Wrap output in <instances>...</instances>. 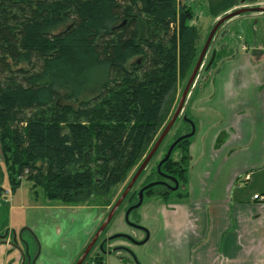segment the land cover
I'll use <instances>...</instances> for the list:
<instances>
[{
	"label": "trees",
	"instance_id": "1",
	"mask_svg": "<svg viewBox=\"0 0 264 264\" xmlns=\"http://www.w3.org/2000/svg\"><path fill=\"white\" fill-rule=\"evenodd\" d=\"M193 19L189 0H0V185L3 171L11 189L24 174L47 201L78 204L123 184L169 121L178 85L197 61ZM93 68H104L98 87L79 98ZM177 123L186 128L173 140L191 130L182 115L171 130ZM164 141L149 164L172 142ZM189 143L181 139L178 158L171 153L160 167L181 183ZM146 169L122 212L159 178L155 165ZM176 192L151 187L144 197ZM86 261L103 264V253Z\"/></svg>",
	"mask_w": 264,
	"mask_h": 264
},
{
	"label": "crops",
	"instance_id": "2",
	"mask_svg": "<svg viewBox=\"0 0 264 264\" xmlns=\"http://www.w3.org/2000/svg\"><path fill=\"white\" fill-rule=\"evenodd\" d=\"M257 1L240 2L223 15L258 6ZM214 44V61L192 85L183 107L195 125L184 187L166 199L145 196L130 215L151 239L129 245L140 264H264V12L226 20ZM40 208L57 209L64 221L55 235L36 232L37 222L26 224L40 244L33 264H75L106 207L43 203ZM124 224L121 212L113 230L123 232ZM4 251L1 247V264L19 263L18 253L7 257ZM103 264L137 263L119 250L103 254Z\"/></svg>",
	"mask_w": 264,
	"mask_h": 264
},
{
	"label": "rangeland",
	"instance_id": "3",
	"mask_svg": "<svg viewBox=\"0 0 264 264\" xmlns=\"http://www.w3.org/2000/svg\"><path fill=\"white\" fill-rule=\"evenodd\" d=\"M253 1H255V0H246V2H248V3L253 2ZM240 2H241V0H191L190 1L191 10L194 14V19L192 22L197 29L198 41L196 43L198 44V49L200 48L199 51H201V49L205 43V40L207 38V35H208L209 31L211 30V28L214 24L213 23L211 25V21L215 17H217L219 14H221L223 16L225 11L227 12L228 9H230L232 6L237 5ZM255 4H258V6H261V4H264V0H259ZM216 33H217V31H216ZM216 33H215V35H216ZM215 35H214V37L210 43L208 50L206 51V54L204 56L200 70L194 79V83L197 81L199 76L204 72V68H205L208 60L211 57V53L213 50H215L214 49V47H215V44H214ZM103 72H104V68L103 69L102 68H95V69L93 68V71L90 72L91 73V75H90L91 79L88 81V83H87L88 85L86 84L87 86L83 89V91L79 95V98L88 96V95L92 94V92L96 91V89L98 87V82L100 81L101 77L103 76ZM187 80L188 79L183 80L182 82L179 83L177 93H176L177 95H176L175 104L178 103ZM61 93H63V91H61ZM59 101H60V103L64 102V100H62V99H60ZM181 115H185L184 110H182ZM170 117H171V115H170ZM185 128H186V126L183 124H178V123L175 124L173 129L172 130L170 129L171 131H169L168 135H166V137L164 138L165 139L164 144H168L169 142H171L173 140V138L176 136V134L178 132L185 130ZM151 147L152 146H150L147 153L149 152ZM161 151H163V150L161 149L160 152ZM147 153H146V155H147ZM160 154L161 153H158V156L155 158L157 159L160 156ZM179 154H180V151L177 148V149L173 150L172 157L174 159H176V158H178ZM155 158L147 166L148 170H149L150 166H152L153 163L155 162ZM141 162H140V164H141ZM0 165H1V168L3 169L4 167L1 164V161H0ZM138 167L139 166L134 167L129 172L128 178L126 179V181L123 184L116 186L110 193H108L106 195H94L83 203H78V204L72 203L69 205H76V206L87 205V204L88 205L89 204H91V205H103L106 208H105L104 213H103V218L101 221V223H102L106 219L109 211L111 210V207L116 202V200L120 197L121 193L123 192L124 188L126 187L128 182L130 181V179L132 178L133 174L135 173V171L137 170ZM147 169H146V172L148 171ZM142 179L143 178H141V180ZM19 180L21 181V184H19L15 188L11 189L9 182H8V179L6 177V173H5V171H3V180H2L1 185H0L1 189H2V190H0V232L4 233L9 229V231L13 230L19 235V233H21L22 230H24L22 232L21 241L24 240L25 242L29 243L30 246H32L33 243L37 239L36 233L30 227L29 228L26 227V224L30 223V226H32V225H34L33 222H37V227H33L36 230V232L40 233L43 230H46L47 232L51 231L50 233L52 235L56 234L55 230L57 228L60 229L63 227V221L64 220L61 217V215L58 213L57 209L44 210V209L40 208V206L43 203H54V204H63V205H65V204L58 201V200L48 202L43 195V189L40 187H35L31 181L26 179V176L24 174L19 176ZM183 187H184V184L181 183L179 190L182 191ZM154 197H159V196H154ZM126 204L127 203H124L123 207L126 206ZM123 207L121 205V208L119 210L116 209V211L113 214V217L109 221V224L104 231V234L108 235L111 232H115L113 230V227H114L113 225H114L115 220L117 219L118 215L122 212V209H124ZM46 211L53 213L52 216L50 217V219H46V218L42 217L43 213ZM76 214H77L76 212L72 211V216H74L75 218H77V217L79 218V215H76ZM131 218L130 219L133 222H138L136 217H131ZM41 223H45V224H41ZM66 224H68V223H66ZM77 225H78V223L73 224L72 228L74 229ZM122 230H124V231L120 232V233H126L127 232V233L132 234L131 232L133 230H136L140 233H143V231H140L139 229L133 228V227L128 226L126 224H124V228H122ZM18 240H19V242H21L19 238H18ZM116 241L127 243V244L129 243V245H133V246L136 245L125 237H117L115 239V243H117ZM149 241H151L150 238L146 242H149ZM1 247L5 248L4 246H1ZM94 250H96V248H94L92 246L88 255L93 253ZM87 256H86V258H87ZM86 258H85L83 264H88V263H86L87 262ZM3 259H4V255L3 256L1 255L0 256V264L3 261Z\"/></svg>",
	"mask_w": 264,
	"mask_h": 264
},
{
	"label": "water",
	"instance_id": "4",
	"mask_svg": "<svg viewBox=\"0 0 264 264\" xmlns=\"http://www.w3.org/2000/svg\"><path fill=\"white\" fill-rule=\"evenodd\" d=\"M244 2H246V0H241V3L243 4ZM247 12H264V6H254V7H239L237 9H234L233 11L226 13L225 15H223L222 17H220L212 26L211 30L209 31L207 38L205 40V43L198 55L197 61L188 77V80L185 84V87L182 91L181 97L175 107V110L172 114V116L170 117L169 121L166 123V125L164 126V128L162 129L161 133L159 134V136L157 137L156 141L154 142V144L152 145L151 149L149 150V152L147 153V155L144 157L143 161L141 162V164L139 165V167L137 168V170L135 171V173L133 174L132 178L130 179V181L128 182V184L126 185V187L124 188L123 192L121 193L120 197L116 200V202L113 204V206L111 207V210L109 211L106 219L102 222V224L99 226L98 230L95 232L94 236L90 239V241L88 242V244L86 245V247L84 248L80 258L76 261L75 264H82L86 258V256L88 255L90 249L92 248L93 244L95 243V241L97 240L98 236L100 235L101 231L106 227V225L109 223V221L111 220V218L113 217L114 212L116 211V209L120 206V204L122 203V201L124 200V198L126 197V195L128 194V192L130 191V189L132 188L133 184L135 183V181L137 180V178L139 177V175L141 174V172L144 170V168L147 166V164L149 163L150 159L152 158V156L154 155V153L156 152V150L159 148L160 144L162 143V141L164 140V138L166 137V135L168 134V132L170 131V129L172 128L174 122L176 121V119L178 118V116L181 115L182 110H183V106L185 103V100L187 98V95L192 87V84L194 83V79L197 76L200 67L202 65L204 56L206 54V51L208 50L210 43L216 33V31L218 30L219 26L221 24H223L226 20L231 19L232 17L247 13ZM215 58V50L212 51L211 53V57L208 60L204 70H207L213 63ZM182 118L184 121H187L190 126H191V130L188 133L182 134L179 137H177L168 147L166 154L164 155V157L158 162L157 164V171L159 172L160 169V165L166 161L169 157L170 154L173 150V148L175 147V145L183 138H189L191 136H193L194 132H195V125L194 123L186 116V115H182ZM175 185L170 187L171 190H176L178 188V182L177 180L174 181ZM160 183V181H153L150 182L146 185H144L143 187H141L138 192H137V201L132 204L131 206H129L125 212H124V221L128 226H131L133 228L139 229V230H144L146 232V235L144 237L143 240L138 241L135 240L132 236L128 235V234H124V233H115L113 235H111L108 239H114L117 237H125L127 239H129L132 243L136 244V245H141L143 243H145L149 237L147 230H145V228H143L142 226L132 222L129 220V214L137 209L143 201V197H144V191L156 184ZM17 250L21 256V260L22 262L24 261V259L26 258L27 260H29L30 258V253H29V248H28V243L25 242V248L22 249L20 246L17 247ZM99 250L103 253V254H111L113 252L119 251V250H123V251H127L129 253H131L132 255V259L135 263L140 264L138 262L137 257L135 256V254L131 251V249H129L126 246H115L112 247L109 250H106L105 248H103L102 245L99 246ZM133 253V254H132ZM21 262V263H22ZM33 264V262L31 263Z\"/></svg>",
	"mask_w": 264,
	"mask_h": 264
},
{
	"label": "flooded vegetation",
	"instance_id": "5",
	"mask_svg": "<svg viewBox=\"0 0 264 264\" xmlns=\"http://www.w3.org/2000/svg\"><path fill=\"white\" fill-rule=\"evenodd\" d=\"M175 140V139H174ZM173 140V141H174ZM172 141V142H173ZM171 142V143H172ZM170 143V144H171ZM169 147V146H168ZM168 149V148H167ZM167 149H166V151L165 152H163V151H161V152H159V153H161L160 154V156L158 157V159H157V161L156 162H154L153 163V165L152 166H154L155 165V170H156V173H157V175H158V177L159 178H156L155 180H153V181H160V183H158V184H156V185H154V186H152V187H156V190H157V192H163L164 190H170V191H173V190H171L170 189V187H172V186H174L175 185V180H177V178H175L172 174H168V173H164V172H162L160 169H159V172L157 171V164H158V162L164 157V155L166 154V152H167ZM172 153V152H171ZM170 156H171V154H170ZM153 157V156H152ZM170 158V157H169ZM168 158V159H169ZM152 159V158H151ZM151 159H150V161H151ZM167 159V160H168ZM166 160V161H167ZM149 161V162H150ZM166 161H164V162H166ZM163 162V163H164ZM162 163V164H163ZM161 164V165H162ZM149 165V163L147 164V166ZM161 165H160V167H161ZM147 166L144 168V170L147 168ZM151 167V166H150ZM142 173V172H141ZM140 176V175H139ZM138 179V178H137ZM137 181V180H136ZM135 181V182H136ZM153 181H150V182H153ZM150 182H148V183H150ZM177 182H178V188L176 189V190H174V191H178L179 190V188H180V184H181V182H179L178 180H177ZM148 183H146V184H148ZM145 184V185H146ZM184 184V183H183ZM134 185V184H133ZM144 185H142L141 187H143ZM133 187V186H132ZM140 187V188H141ZM139 188V189H140ZM151 188V187H150ZM131 190V189H130ZM147 190V189H146ZM173 191V192H174ZM144 198V197H143ZM143 202V201H142ZM121 205V204H120ZM119 208V207H118ZM117 208V209H118ZM124 212L125 211H123L122 213H123V220H124ZM129 220L130 221H132L131 219H130V214H129ZM133 222V221H132ZM124 223H125V221H124ZM134 223H136V224H138V222H134ZM102 223L100 222L99 223V225H98V227L96 228V230L93 232V234H92V236H91V238L94 236V234H95V232L98 230V228H99V226L101 225ZM109 224V223H108ZM108 224L106 225V227L108 226ZM139 225V224H138ZM141 226V225H140ZM106 227L101 231V233H100V235L98 236V238H97V240L95 241V243L93 244V247L94 248H96V249H99V246L100 245H102L103 246V248H105L106 250H109V249H111L112 247H115V246H126V247H128L129 248V243L127 244V243H123V242H121L120 244H115V239L116 238H114V239H108L111 235H113V234H115L116 232H111V233H109L108 235L107 234H104V231H105V229H106ZM27 230V229H26ZM146 230V229H145ZM24 230H22V232H23ZM140 231H143V237L141 238V239H138L137 237H135L134 235H130V234H128V235H130V236H132L135 240H138V241H141V240H143L144 239V237H145V235H146V232L144 231V230H140ZM22 232L21 233H19V235L15 232V231H9V229L6 231V232H0V249H1V246H4L5 247V251H4V254L8 257V255L10 256V257H12V256H14L16 253H18L19 254V252H18V250H17V247L18 246H20L22 249H24L25 248V241L24 240H22L21 241V239H22ZM148 232V231H147ZM117 233H120V232H117ZM124 234H126V233H124ZM148 235H149V232H148ZM18 238L20 239V241L21 242H19V240H18ZM90 238V239H91ZM90 239H89V241H90ZM88 244V243H87ZM127 244V245H126ZM29 247H32L33 249H34V251H33V253H31V251H30V258H29V260H27L26 258L24 259V261L22 262V260H21V256H20V254H19V263L18 264H31L33 261H34V259H35V257L37 256V254L39 253V251H40V244H39V241H38V239H36V241L33 243V245L32 246H30V244L28 243V248ZM130 249V248H129ZM30 250V249H29ZM127 252V251H126ZM127 253H129V252H127ZM133 254V253H132ZM129 255L132 257V255H131V253H129ZM22 262V263H21ZM87 263V262H86ZM83 264V263H82Z\"/></svg>",
	"mask_w": 264,
	"mask_h": 264
},
{
	"label": "built area",
	"instance_id": "6",
	"mask_svg": "<svg viewBox=\"0 0 264 264\" xmlns=\"http://www.w3.org/2000/svg\"><path fill=\"white\" fill-rule=\"evenodd\" d=\"M249 177H250V175L246 174L244 179L247 180V179H249ZM254 198H262V197L260 195L255 194Z\"/></svg>",
	"mask_w": 264,
	"mask_h": 264
}]
</instances>
